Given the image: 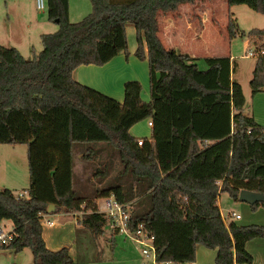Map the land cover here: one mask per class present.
Instances as JSON below:
<instances>
[{
  "label": "trees",
  "instance_id": "trees-1",
  "mask_svg": "<svg viewBox=\"0 0 264 264\" xmlns=\"http://www.w3.org/2000/svg\"><path fill=\"white\" fill-rule=\"evenodd\" d=\"M191 1L89 0L90 11L72 22L67 0H45L46 16L58 26L39 35L40 50L24 57L0 44V143L27 144L28 173L26 195L0 189V219H9L14 232L4 247H28L32 264L67 263L65 245H44L40 214L48 203L79 212V222L96 236L108 219L97 211L95 197L112 194L130 206L129 228L140 222L153 235L157 262L192 261L197 244L215 248L213 264L251 262L245 241L264 236V226L225 224L215 198L226 191L237 199L240 188L264 193V129L242 112L244 96L228 55L203 56L201 68L197 57L160 41L157 12ZM225 2L264 14V0ZM127 23L135 32L134 55L147 61V101L136 79L123 82L117 101L73 78L79 64L127 55ZM226 32L235 33L229 14ZM240 34L264 46V27ZM248 85L251 94L264 90V56L255 57ZM145 117L150 135L137 143L129 127ZM84 141L107 142L122 164L91 196L72 187L73 145ZM104 174L103 167L94 169L98 180ZM249 206L264 207V201Z\"/></svg>",
  "mask_w": 264,
  "mask_h": 264
},
{
  "label": "rangeland",
  "instance_id": "rangeland-1",
  "mask_svg": "<svg viewBox=\"0 0 264 264\" xmlns=\"http://www.w3.org/2000/svg\"><path fill=\"white\" fill-rule=\"evenodd\" d=\"M206 1L213 2L216 10L215 19L210 20L207 17L203 20L206 22L212 21L211 24H208L205 37L210 39L212 43L216 44L217 41L219 48H225L226 46L228 48L229 46V53L231 54L230 64L232 67L231 75L239 83L242 88L241 90L244 91L245 98L242 105V112L251 116L254 114L258 118L257 122L263 124L264 94L253 95L252 97L248 85L255 56L243 55L244 48L246 47V44H244L245 36L240 33L253 27L263 28L264 14L254 11L244 3L227 5L225 0H193L186 4L178 5L171 12L158 11L156 14L157 30H160L162 27L161 23L167 18L165 16L169 15L180 16L182 19L185 16L188 20L195 21L199 18V12L203 14L207 13L205 8H203V3ZM43 3L41 8H37L35 0H0V44L16 47L24 57L30 56L31 50L34 52L40 50L41 43L39 35L41 33L55 31L58 26L54 20L47 18L45 0H43ZM90 9L91 4L89 0H67V18L69 21L74 22L79 20ZM228 14L235 24V33L231 37L226 32ZM167 20L170 19L168 18ZM125 28L126 39L130 43L135 39L134 29L130 23L125 24ZM247 44L249 46L258 45L253 40H247ZM197 65L202 68L204 67V62L198 58ZM140 87L139 96L141 99L144 98L142 100L147 101L149 99L148 86L141 85ZM98 143H102V149L100 148L94 153L87 150V147H96ZM26 149L27 144L25 142H14L11 144L0 143V189L7 187L14 194L21 192L23 196L26 195L25 189L28 185ZM72 151V187L81 195H93L94 191L103 185L105 181L112 180V177L121 171L122 164L119 161L115 148L111 147L105 141L75 142ZM85 151L88 157L81 155ZM103 154H106V156ZM102 167L104 168L105 174L98 180L94 175V169H101ZM95 201L98 207L103 201V196H96ZM219 201L221 213L225 221L232 219L237 224L253 223L264 226V213L257 212V207L255 209L251 208L248 203L232 198L226 191H220ZM129 207L127 205V209ZM228 210L235 211L239 214L240 218L233 219L228 215ZM52 218L59 220L56 215H52ZM4 221L7 225H10L9 219H4ZM106 221L103 227L104 231L107 233L113 232L115 229L110 225L109 220ZM114 235L115 240L112 245H109L105 239L106 245L101 250V240L104 236L101 234L93 236L87 227H85V238L80 232L76 231L72 241L78 249L77 259L75 258L73 260L70 256L71 260L69 262L57 264H148L145 262V258L141 256L140 248L136 243L127 238H123V235L120 233L115 232ZM201 246L205 247L203 245ZM247 247L248 249L245 248L249 252L258 251L264 258V236L250 238ZM208 248L206 247V249ZM80 256L85 259H80ZM197 258L201 259L200 256L198 257V254ZM146 259L148 258L146 257ZM5 262L10 264H32L30 249L28 247H23L19 251H13L8 247L0 249V264H4ZM168 262L169 264L174 263L172 261ZM157 264H162V262H158ZM235 264H253V262Z\"/></svg>",
  "mask_w": 264,
  "mask_h": 264
},
{
  "label": "crops",
  "instance_id": "crops-1",
  "mask_svg": "<svg viewBox=\"0 0 264 264\" xmlns=\"http://www.w3.org/2000/svg\"><path fill=\"white\" fill-rule=\"evenodd\" d=\"M186 3L187 2L180 3L178 5L186 4ZM203 5H204L203 8H205L207 13L203 14L202 12H199L198 13L199 18H197L195 21L188 20L185 16H184L185 18L183 17V19L182 17L180 18V16H176V15L165 16L167 18H165V21L161 23L162 27L160 28V30H157L158 33L157 35L160 41L166 48H173L179 52H185L190 56H194L197 58H201L203 56H210V55H228L230 58L231 54L229 53V46L228 48L227 46L225 48L224 47L219 48L217 46V41L215 44L212 43L210 39H207L205 37V32H207L208 24H211L212 21L206 22L203 20L204 18L207 17L210 18V20L215 19L216 9L214 7V3L211 1H206L205 3H203ZM208 14L209 16H207ZM168 18L170 20H167ZM125 34H126V28H125ZM244 44H247L246 38L244 39ZM135 47H136L135 39L132 40V42L130 43H128L127 41L128 53L126 56L122 52H119L102 64H93V63L79 64L73 69L72 72L73 78L84 85H87L107 96L114 98L117 101H121L123 97L122 85L125 80L136 79L141 83V85H144L145 87L148 86L147 61L145 58L139 59L134 55ZM145 50L146 48L145 46H143V51L145 52ZM242 92L244 96V91L242 90ZM258 94H264V90L252 94V97L253 95L257 96ZM139 95H140V91H139ZM252 117L256 122L258 121L257 120L258 118H256L254 114H252ZM148 118L149 117H145L133 123L129 127V132L137 138L148 139L150 135V125H147L146 123ZM257 123L260 124L264 129V120H262L263 124L259 122ZM102 146H103L102 143H98L96 147L93 148L88 147L89 148L88 151L90 152L92 151V153H94L98 149L100 148L102 149ZM103 155L106 156V154ZM215 183L219 186L220 180H215ZM219 195H220V191L216 195L215 203L219 209L220 216L223 222L227 224L229 221H233V220L232 219L228 221L224 220L223 215L221 213ZM231 211L233 210L227 211L228 215ZM256 211L257 212L260 211L264 213V207L258 206L256 208ZM40 215L42 216V220H43V223L41 225V237L43 239L44 245L49 249H57L62 245H66L68 255L71 256L73 260L75 258L77 259L78 249L73 244L72 241V239H74L73 235L76 233V231H78L85 238V226L79 222V218H80L79 212L67 213L63 211L62 207L54 205L53 203H48L46 207V211L42 212ZM52 215H56L59 220L53 219ZM238 218H240V216H238ZM233 219H237V218H233ZM44 220H48V222H45ZM115 232H116L115 230H113V232L110 233L104 231L101 234L102 236H104V238H102L101 240L102 242L101 250L106 245L105 244L106 241L108 242L109 245H112V243L115 240V235H114ZM123 238L126 237L123 236ZM248 240H246L244 244L247 249H248L247 247ZM249 253L252 256L251 263L253 262V264H264V258L260 255L258 251L257 252L250 251ZM197 254L198 257L200 256L201 259L197 258ZM214 254H215V248L206 249V247H202L201 245H196L194 249V258L192 261L174 262L173 264H213ZM141 256L145 258V262L148 264L158 263V262L151 263L148 257H147L148 259H146V257L143 254ZM79 258L82 260L85 259L84 257L81 256ZM167 264H169V262H167Z\"/></svg>",
  "mask_w": 264,
  "mask_h": 264
},
{
  "label": "built area",
  "instance_id": "built-area-1",
  "mask_svg": "<svg viewBox=\"0 0 264 264\" xmlns=\"http://www.w3.org/2000/svg\"><path fill=\"white\" fill-rule=\"evenodd\" d=\"M43 0H35V5L37 8L43 6ZM245 56H264V46L255 45L249 46L246 44L244 48ZM147 125H151V119L148 118L146 121ZM137 143H141V138L137 139ZM21 196V192H18ZM97 211L104 213L109 220L110 225L115 229L116 232L121 233L124 237L132 240L140 248V252L148 257L151 263H156L154 258V244L153 235L148 233L142 228V224L139 222L136 227L130 229L128 226L129 212L126 203H120L116 201L112 194L103 196V201L98 205ZM229 216L232 218H238V213L231 211ZM48 222V220H44ZM40 225H42L43 220L40 215L39 218ZM14 232L12 231V224L7 225L3 218L0 219V249L4 248L5 245L13 238ZM168 261H163V264H167ZM4 264H10L5 262Z\"/></svg>",
  "mask_w": 264,
  "mask_h": 264
},
{
  "label": "water",
  "instance_id": "water-1",
  "mask_svg": "<svg viewBox=\"0 0 264 264\" xmlns=\"http://www.w3.org/2000/svg\"><path fill=\"white\" fill-rule=\"evenodd\" d=\"M237 199L240 201H244L248 204L253 203L255 201H264V193L240 188L237 192Z\"/></svg>",
  "mask_w": 264,
  "mask_h": 264
}]
</instances>
